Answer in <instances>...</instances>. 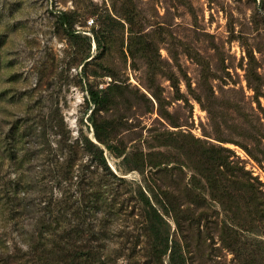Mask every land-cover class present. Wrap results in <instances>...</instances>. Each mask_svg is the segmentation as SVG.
<instances>
[{
    "label": "rangeland",
    "instance_id": "374dc122",
    "mask_svg": "<svg viewBox=\"0 0 264 264\" xmlns=\"http://www.w3.org/2000/svg\"><path fill=\"white\" fill-rule=\"evenodd\" d=\"M0 264H264V0H0Z\"/></svg>",
    "mask_w": 264,
    "mask_h": 264
},
{
    "label": "trees",
    "instance_id": "16d2710c",
    "mask_svg": "<svg viewBox=\"0 0 264 264\" xmlns=\"http://www.w3.org/2000/svg\"><path fill=\"white\" fill-rule=\"evenodd\" d=\"M59 23L62 25V27L69 30L74 23L72 15H70L66 12L60 13L59 14ZM89 98H90L91 102L98 104L101 101L100 92L98 90L96 91V90L91 89L89 91ZM97 139L99 142L104 144L107 147V149H109V150H114L116 148V146H112V145L108 144V142L102 140L100 136H97ZM147 213H148V216L151 220L153 215L155 214V212L151 208V206H149Z\"/></svg>",
    "mask_w": 264,
    "mask_h": 264
}]
</instances>
